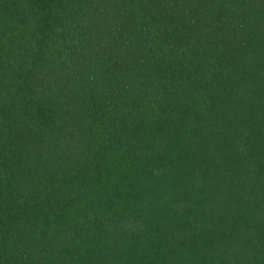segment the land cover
Masks as SVG:
<instances>
[{
    "label": "trees",
    "instance_id": "obj_1",
    "mask_svg": "<svg viewBox=\"0 0 264 264\" xmlns=\"http://www.w3.org/2000/svg\"><path fill=\"white\" fill-rule=\"evenodd\" d=\"M0 264H264V0H0Z\"/></svg>",
    "mask_w": 264,
    "mask_h": 264
}]
</instances>
